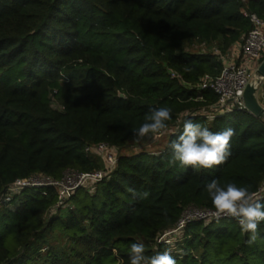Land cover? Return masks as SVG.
<instances>
[{
	"label": "trees",
	"instance_id": "16d2710c",
	"mask_svg": "<svg viewBox=\"0 0 264 264\" xmlns=\"http://www.w3.org/2000/svg\"><path fill=\"white\" fill-rule=\"evenodd\" d=\"M244 10L264 19V0H0V195L33 174L104 169L89 145L120 149L95 191L84 186L65 200L64 217L47 219L63 207L53 186L24 189L0 207V264H129L132 243L154 255L188 207L213 209L211 180L262 188L264 121L247 110L200 113L219 100L199 92L202 77L219 75L222 57L252 28ZM195 42L211 50L188 51ZM160 106L172 109L168 128L179 123L169 143L185 119L233 128L227 161L196 172L169 164L168 146L121 152ZM57 232L70 244H54ZM258 232L249 246L234 218L192 221L172 255L177 264H264V222Z\"/></svg>",
	"mask_w": 264,
	"mask_h": 264
},
{
	"label": "clouds",
	"instance_id": "9594fccd",
	"mask_svg": "<svg viewBox=\"0 0 264 264\" xmlns=\"http://www.w3.org/2000/svg\"><path fill=\"white\" fill-rule=\"evenodd\" d=\"M171 119L170 107L152 108L145 116V122L134 130V136L138 141L144 138L159 139L167 131ZM235 134L231 127L213 132L192 119H185L181 133L168 145L171 153L168 162L172 165L178 163L182 168L191 167L196 172L222 165L231 155V140ZM128 191L134 198L146 199L149 196L147 191L136 193L131 188ZM205 191L214 209L211 215L217 222L223 217L236 219L241 232L247 234L245 243L253 245L259 237L258 227L264 222V202L257 193L251 191L250 186H238L234 182L222 185L217 179L208 182ZM128 260L129 264H177L171 248L147 255L142 242L130 245Z\"/></svg>",
	"mask_w": 264,
	"mask_h": 264
},
{
	"label": "built area",
	"instance_id": "2783aa9c",
	"mask_svg": "<svg viewBox=\"0 0 264 264\" xmlns=\"http://www.w3.org/2000/svg\"><path fill=\"white\" fill-rule=\"evenodd\" d=\"M244 15L252 22V28L241 42L233 46L229 54L222 57L225 64L220 74L217 76L204 75L198 86L200 93L210 88L219 95V100L216 104L212 105L209 110L200 112L204 113L209 119H213L216 114H224L235 109L248 111L242 101V97L247 85L257 76V70L264 60V19L249 10H244ZM263 84L264 78L259 87V94L262 93L264 95V91L261 88ZM262 105L264 106L263 103ZM86 150L99 156L104 161L105 168L91 172L69 170L62 179H54L39 173L27 178L17 179L7 187L4 194L0 195V207L5 206L14 194L20 193L24 189L39 190L48 186L57 188L59 193L57 206H63L65 200L79 188L105 179L116 168L120 155L119 147L113 146L108 142H101L87 146ZM262 189L256 192L258 196L262 193ZM213 211V209L208 208L188 207L183 212L176 226L167 232L171 230L182 231L192 221L215 219L211 215Z\"/></svg>",
	"mask_w": 264,
	"mask_h": 264
},
{
	"label": "rangeland",
	"instance_id": "374dc122",
	"mask_svg": "<svg viewBox=\"0 0 264 264\" xmlns=\"http://www.w3.org/2000/svg\"><path fill=\"white\" fill-rule=\"evenodd\" d=\"M187 50L190 52L206 53L211 49L207 45H204L199 42H195L191 45H188ZM261 88L262 91H264V84L262 85ZM259 100L261 103L264 104V95L262 93L259 94ZM54 105L56 106V104ZM178 130H179V123L176 126L168 128L167 131L159 139L153 140L150 138H144L143 140L140 141L136 139L130 143V147L122 150L121 152L130 153V154L138 153L141 151L149 152V153H159L168 146L171 136L175 134ZM86 187H88V189L92 192L95 191V186L92 185V183H89ZM262 188H263L262 193L258 196L259 198L264 195V184ZM70 205L71 204L68 202L66 205L64 204L59 211H55V212L53 211L52 213L50 212V214L47 215V219L51 217L53 214L55 215L56 213L63 217L66 216L67 209L70 207ZM15 207L16 205H14L12 209H14ZM182 237H183L182 231L171 230L166 234L164 233L161 236L160 241L166 242L167 243L166 248H171L172 253H178L179 251H181L180 247L182 244V239H183ZM54 238H56L52 240L54 244H58V243L65 245L70 244L68 239L64 238V236L59 234L58 232L55 234Z\"/></svg>",
	"mask_w": 264,
	"mask_h": 264
},
{
	"label": "water",
	"instance_id": "95a60500",
	"mask_svg": "<svg viewBox=\"0 0 264 264\" xmlns=\"http://www.w3.org/2000/svg\"><path fill=\"white\" fill-rule=\"evenodd\" d=\"M264 78V60L257 70V76L247 85L242 101L250 113L264 121V106L259 100V87ZM123 94V93H122ZM121 96H125L124 94Z\"/></svg>",
	"mask_w": 264,
	"mask_h": 264
}]
</instances>
